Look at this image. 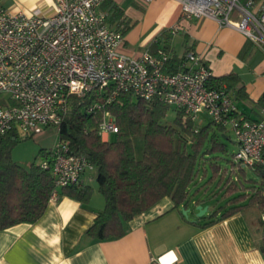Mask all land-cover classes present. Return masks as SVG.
Returning a JSON list of instances; mask_svg holds the SVG:
<instances>
[{"label": "built area", "instance_id": "2783aa9c", "mask_svg": "<svg viewBox=\"0 0 264 264\" xmlns=\"http://www.w3.org/2000/svg\"><path fill=\"white\" fill-rule=\"evenodd\" d=\"M104 1L53 0L49 12L0 6V138L12 128L33 135L57 127L71 95L83 98L98 89L108 93V103L120 93H130L163 101L198 124L207 118L229 126L237 146L232 160L244 168H264V117L238 116L226 88L207 85L212 70L194 50L185 54L183 67L174 73L163 70L168 59L164 51L158 55L145 51L138 57L121 53L123 26L109 23ZM175 1L180 14L172 33L184 21L214 18L222 26L238 29L264 52V0ZM233 11L239 14L236 22L231 20ZM97 107L93 104L87 111ZM117 130L115 117L105 110L99 134L107 139ZM43 165L49 166L57 188L80 182L93 168L85 156L69 153L62 144L54 147L52 161ZM176 259L166 252L157 261L172 264Z\"/></svg>", "mask_w": 264, "mask_h": 264}, {"label": "trees", "instance_id": "16d2710c", "mask_svg": "<svg viewBox=\"0 0 264 264\" xmlns=\"http://www.w3.org/2000/svg\"><path fill=\"white\" fill-rule=\"evenodd\" d=\"M102 8L106 10L110 24H121L124 33L128 30L121 10L114 2L105 0ZM160 51L168 54L163 67L165 72L174 73L183 67L185 55L181 58L171 55L167 47ZM207 85L225 87L228 93L233 91L236 99L248 97L235 72L212 76ZM107 98L108 93L98 89L83 98L71 95L68 111L57 126L58 141L54 145L62 144L69 153L85 156L93 166L97 190L103 196L104 205L95 213L92 224L85 230L86 235L98 241L122 237L136 215L165 196L171 198L175 208L186 207L188 197L194 193L191 188L197 186V191L203 183L213 182L216 186L224 177L223 170L233 171L240 181L231 174L227 176L225 192L231 196L227 200L229 206L219 216H216L219 208L202 216L207 219L203 226L253 203L264 210V168L260 165L244 168L233 160H228L225 169L214 164V159H221L219 155L228 152L224 139L228 137L226 129L229 126L224 127L207 118L198 124L178 109L173 122L166 123L164 119L170 106L163 101L145 100L130 93H120L109 103ZM255 103L264 110V93ZM93 104L98 107L87 111ZM105 110L112 113L118 125L117 132L107 139L99 134ZM236 113L251 118L238 109ZM138 135L143 136L141 157H136L133 144V138ZM20 139L16 128L0 138V230L37 221L54 193L74 198L82 204L87 203L93 193V187L81 181L56 187L49 166L43 165L52 161L54 147L41 148L40 160L33 161L28 167L20 165L11 154ZM218 161L221 164L222 161ZM246 169L251 172L253 169L257 180L248 177ZM202 178L205 182L199 183Z\"/></svg>", "mask_w": 264, "mask_h": 264}, {"label": "crops", "instance_id": "0c3cea01", "mask_svg": "<svg viewBox=\"0 0 264 264\" xmlns=\"http://www.w3.org/2000/svg\"><path fill=\"white\" fill-rule=\"evenodd\" d=\"M111 1L129 27L118 47L121 53L138 57L148 51L158 55L167 47L171 55L181 58L194 50L202 55L213 76L238 74L248 95L236 99L233 91L229 92L238 111L251 118L264 117V110L255 103L264 93V52L238 29L205 17L184 21L182 28L172 33L180 14L177 1ZM52 3L0 0L2 7L25 12L34 8L49 12ZM233 12L231 20L236 22L239 14ZM246 173L257 180L253 169H246ZM228 174L237 179L233 171ZM81 182L93 187L87 203L56 193L34 223H18L0 230V264H159L157 258L166 252L177 257L172 264H264V210L256 203L203 226L206 217H195L194 213L185 216L181 209L189 210L193 203L195 208L207 206L210 213L219 208V216L229 206L231 196L202 200L199 195L203 189H198L188 197L186 207L179 208L165 196L136 215L122 237L98 241L85 234L104 205L93 168L83 173Z\"/></svg>", "mask_w": 264, "mask_h": 264}, {"label": "rangeland", "instance_id": "374dc122", "mask_svg": "<svg viewBox=\"0 0 264 264\" xmlns=\"http://www.w3.org/2000/svg\"><path fill=\"white\" fill-rule=\"evenodd\" d=\"M0 98H2V95H0ZM175 114H176V109L174 107H170L164 119L165 122L172 123L175 118ZM17 131L21 139L12 148L11 154H12V158L24 167H28L35 160L36 161L40 160L38 155H39V151L41 148H45V149L53 148L54 145L58 141V128L56 126H48L44 128L41 132L35 133L32 136L31 135L26 136V134H24L20 129H18ZM226 134L228 137L224 139V142L227 145L228 152L224 154L223 156L220 154L219 156L222 157L221 159L217 158L213 160L215 162L214 164L219 166L220 169H223V168L225 169L224 165L228 164L229 162L228 160H232V154L237 149L236 135L234 131L230 127H227ZM133 144H134L136 157H141L142 149H143V136L142 135L135 136L133 138ZM216 154H219V153H216ZM216 154H213V155H216ZM218 160L222 161L221 164H219L220 162ZM208 169H209V166H208ZM236 169L238 170L237 167ZM223 171H224V177L222 178L221 182L216 184V186L213 185L214 182L211 184L203 183L198 188L199 190L203 189L199 195L200 199L207 200L210 197H216V196H218L219 198H223V199L227 198V194L225 192L227 183H225V180L227 176L229 175L228 174L229 170H223ZM237 180L240 181L239 178H237ZM202 181L205 182L204 178L200 179L198 182L201 183ZM93 185H95V182L93 183ZM195 187L197 186H193L190 191L195 192L197 189ZM210 193L212 195H209ZM216 201H219V200L217 199ZM190 205L191 207L188 210L187 215L192 216L194 213L195 217H202V216H207L210 213V209H208L203 215L197 216L198 210L195 208V205H193V203H190Z\"/></svg>", "mask_w": 264, "mask_h": 264}, {"label": "water", "instance_id": "95a60500", "mask_svg": "<svg viewBox=\"0 0 264 264\" xmlns=\"http://www.w3.org/2000/svg\"><path fill=\"white\" fill-rule=\"evenodd\" d=\"M196 209L198 210L197 216H201V215H203L207 211V206H204L203 207L201 205H197L196 206ZM181 210H182L183 215L187 216L188 210L187 209H184V208H182Z\"/></svg>", "mask_w": 264, "mask_h": 264}]
</instances>
